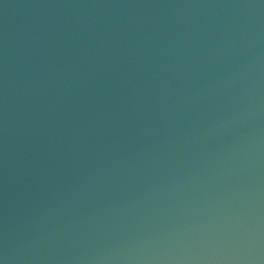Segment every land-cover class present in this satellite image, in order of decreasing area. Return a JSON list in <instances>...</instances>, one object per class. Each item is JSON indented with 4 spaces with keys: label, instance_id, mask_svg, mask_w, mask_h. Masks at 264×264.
Wrapping results in <instances>:
<instances>
[{
    "label": "water",
    "instance_id": "1",
    "mask_svg": "<svg viewBox=\"0 0 264 264\" xmlns=\"http://www.w3.org/2000/svg\"><path fill=\"white\" fill-rule=\"evenodd\" d=\"M0 264H264V0H0Z\"/></svg>",
    "mask_w": 264,
    "mask_h": 264
}]
</instances>
